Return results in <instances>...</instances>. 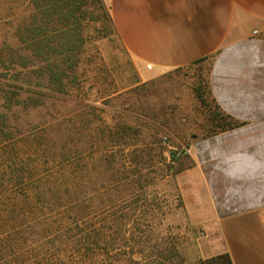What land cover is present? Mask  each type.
I'll use <instances>...</instances> for the list:
<instances>
[{
  "label": "rangeland",
  "instance_id": "obj_1",
  "mask_svg": "<svg viewBox=\"0 0 264 264\" xmlns=\"http://www.w3.org/2000/svg\"><path fill=\"white\" fill-rule=\"evenodd\" d=\"M107 12L106 0H60V39L74 46L60 57L58 93L19 42L36 15L32 0H0V57L26 59L0 69V195L13 192V206L0 208V264L209 259L175 183L185 150L213 126L209 61L149 71L122 48ZM11 83L45 96L34 107L8 106ZM173 150L184 153L173 161Z\"/></svg>",
  "mask_w": 264,
  "mask_h": 264
},
{
  "label": "crops",
  "instance_id": "obj_2",
  "mask_svg": "<svg viewBox=\"0 0 264 264\" xmlns=\"http://www.w3.org/2000/svg\"><path fill=\"white\" fill-rule=\"evenodd\" d=\"M122 48L152 72L209 61L208 88L235 124L177 163L188 223L204 258L264 264V0H106Z\"/></svg>",
  "mask_w": 264,
  "mask_h": 264
},
{
  "label": "trees",
  "instance_id": "obj_3",
  "mask_svg": "<svg viewBox=\"0 0 264 264\" xmlns=\"http://www.w3.org/2000/svg\"><path fill=\"white\" fill-rule=\"evenodd\" d=\"M32 3L33 10L36 15L32 17V20L29 24H25L19 29V42L24 44L26 49H29V51L32 53V56L38 60L40 65L44 66L41 68L39 73L41 74V78H43V80L52 85L53 88L49 89L53 90V92L56 91L60 93V83L64 75V72H62L60 76V57L65 56V54L71 50V47L74 46V41H71L68 38L60 39V0H44L43 3H41L40 0H32ZM105 16L111 25L109 13H105ZM25 61V57H21L20 60H16L12 58V56H7V58L0 57V69L7 72H12V68L17 62L21 63L20 66L24 68ZM204 61L208 60H202L200 62ZM200 62H196L194 64ZM68 67L71 68V65ZM40 84L41 83H39V85ZM208 92V95H210L209 88ZM44 96L45 94L41 92H33L27 88H24V86L11 83L6 84L2 99L8 106H22L25 109L29 106L34 107L39 105V99L43 98ZM198 98L203 103V106H207V101L206 98L203 97V93L199 94ZM211 104L214 110L209 113L208 119H210V123L213 126L210 133L205 137L213 136L235 127L234 122L218 109L212 98ZM11 186L12 184H8V187ZM5 187H7L6 184H0V189H3V194L5 192ZM1 195L0 208L8 209L10 206H13L11 201L13 192L9 188L7 189L6 195H4V199V196ZM199 264L232 263L228 254L225 253L201 261Z\"/></svg>",
  "mask_w": 264,
  "mask_h": 264
},
{
  "label": "built area",
  "instance_id": "obj_4",
  "mask_svg": "<svg viewBox=\"0 0 264 264\" xmlns=\"http://www.w3.org/2000/svg\"><path fill=\"white\" fill-rule=\"evenodd\" d=\"M185 152L187 153L188 151L185 150ZM184 153V150H173L172 154H171V158L172 160H177L178 158H180Z\"/></svg>",
  "mask_w": 264,
  "mask_h": 264
}]
</instances>
